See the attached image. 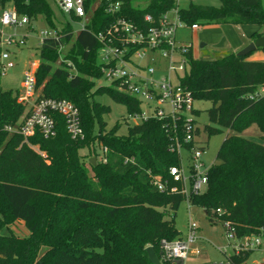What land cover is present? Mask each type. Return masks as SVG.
<instances>
[{"label":"trees","instance_id":"obj_1","mask_svg":"<svg viewBox=\"0 0 264 264\" xmlns=\"http://www.w3.org/2000/svg\"><path fill=\"white\" fill-rule=\"evenodd\" d=\"M112 1L122 4L120 16L139 25L146 15L159 18L177 10L176 0ZM136 1H146V6L136 7ZM218 1V8L191 5L177 11L187 26L264 28V0ZM7 2L30 22L42 19L47 29L57 32V38H47L39 47L37 90L45 99L74 104L85 138L73 141L64 118L56 114L55 138L44 139L37 131L29 139L45 156L38 154L21 136L4 132L5 126L19 123L25 108L14 94L0 91V264H152L148 248L162 264H172L163 259L161 242L180 239L175 218L186 199L161 192L154 181L170 185L168 171L180 165V157L171 151L174 143L165 121L129 126L126 135L119 134V125L106 128L110 108L96 96L125 106L128 118L142 111L137 99L110 87L94 91L102 78L95 36L114 20L105 11V1L86 0L89 22L78 32L71 25L78 23L75 18L57 22L54 0H2ZM62 55L64 62L58 65ZM248 57L198 61L189 52L181 78L195 102L212 104L206 136L229 133L208 172L206 191L189 202L226 233L229 225L238 240L264 237V144L239 136L256 125L264 141V63L248 62ZM183 138L180 132L181 142ZM98 147L108 149L106 162L99 160ZM84 149L88 152L81 155ZM16 223L24 225L28 236L3 234ZM252 254H233L229 264H246Z\"/></svg>","mask_w":264,"mask_h":264},{"label":"built area","instance_id":"obj_2","mask_svg":"<svg viewBox=\"0 0 264 264\" xmlns=\"http://www.w3.org/2000/svg\"><path fill=\"white\" fill-rule=\"evenodd\" d=\"M105 1V11L114 18L106 30L96 34L100 48L98 63L102 78L110 83V88L120 94L137 99L147 109V115L142 114L141 123L148 120L167 122L169 137L174 143L171 151L180 157V165L171 167L168 175L171 184L154 181L161 192L182 195L189 202L193 196L203 194L208 185V172L202 162L203 150L200 149L196 132L199 126L196 120L195 100L190 91L182 86L179 72L186 70V56L190 52L189 45H179L176 41L178 30L190 28L198 30L200 25L187 26L182 22L177 10H172L159 18L146 15L141 25L119 15L122 4ZM57 8L65 16L75 18L84 31L89 22L86 12V0H54ZM27 16L18 14L15 8L4 10L0 16V80L15 67V58L11 47L22 49L27 37H21L17 30L30 26ZM14 29L13 33L5 34L3 29ZM47 38H57L54 30L42 29L38 37L41 47ZM100 60V62H99ZM39 64H33L23 74L24 96H17V103L25 108L19 123L7 125L4 132L9 135H19L23 144L36 150L29 139L38 131L44 139H52L57 134V123L54 115H60L65 120V126L73 141H83L85 138L78 108L66 100H53L41 97L36 85V71ZM176 75V77H175ZM177 79L175 83L174 79ZM264 94V90L261 91ZM137 125V124H136ZM180 132L183 140H180ZM186 145L191 146L189 150ZM182 152H187L190 161L189 177L181 162ZM107 148L100 149L99 160L106 162ZM190 203V202H189ZM219 212V211H218ZM227 235L237 241L234 254L254 251L264 246L262 238L247 237L236 239L234 230L227 225ZM196 226L189 225L185 239L173 242L162 241L163 259L172 264H186L191 245L197 240Z\"/></svg>","mask_w":264,"mask_h":264},{"label":"rangeland","instance_id":"obj_3","mask_svg":"<svg viewBox=\"0 0 264 264\" xmlns=\"http://www.w3.org/2000/svg\"><path fill=\"white\" fill-rule=\"evenodd\" d=\"M177 10H187L191 5L193 6H207L218 8L220 3L218 0H176ZM55 13L57 22H70L69 16H63L59 9L54 4H51ZM134 6L144 8L146 1H136ZM13 3L7 2L5 4L0 0V16L3 11L13 9ZM76 32L80 30V26L77 23H71ZM44 21L38 19L36 22H31L30 26L17 30V34L21 37H27L26 45L22 49L11 47V52L15 58V67L8 75L0 80V91L11 92L14 96H24L25 90L23 86V74L25 70L29 69L33 64L40 63L38 37L42 29H47ZM60 27V26H59ZM32 28L34 30H32ZM49 30V29H48ZM5 34L13 33L14 29H3ZM191 36V31L188 28L179 30L177 37L179 41H188ZM63 61V55L58 62L60 65ZM100 62V60H99ZM182 78L185 74L184 71L178 73ZM176 77V75H175ZM177 83V79H174ZM110 87L104 78H101L96 82L94 91L99 88ZM40 92V91H39ZM95 100L104 106L110 108V114L105 117L107 123V130H111L117 125L121 127L119 134L126 135L128 127L138 125L141 123V118H128L127 108L123 105L116 104L108 96H96ZM212 107L210 102H196L195 110L199 111V116L196 117L201 136L197 138L200 147L204 149L202 154V162L205 164V169H209L211 166L217 164V154L224 142L228 132L211 137L210 139L203 132L204 126L209 124L207 111ZM142 114L147 115V109L142 106ZM232 135L234 133H231ZM239 136L256 142L258 144H264L262 133L258 126L254 125L249 129L242 132ZM33 146V145H32ZM39 152L38 154L45 156L40 151L38 146H33ZM99 150L105 147H98ZM99 150H97L99 152ZM36 152V150H33ZM88 150L81 151V155L87 154ZM181 162L185 171V175L189 177L190 161L187 152H182ZM195 225L196 228V242L191 245L190 254L186 264H229L228 258L234 254V247L237 241L228 238L223 226L219 223H211L207 218L205 212L198 206H192L187 200H185L177 211L175 218V228L179 234V238L185 239L189 225ZM14 234L20 237L28 236V231L25 229L22 223H16L11 226L10 231H3L4 235ZM264 243V238H262ZM246 264H264V246L260 249L253 251L250 259Z\"/></svg>","mask_w":264,"mask_h":264},{"label":"crops","instance_id":"obj_4","mask_svg":"<svg viewBox=\"0 0 264 264\" xmlns=\"http://www.w3.org/2000/svg\"><path fill=\"white\" fill-rule=\"evenodd\" d=\"M188 30L191 31L188 41H179L177 35L176 41L179 45H189L191 55L198 61H217L237 55L257 40L254 34L264 33V28L257 26L216 24H200L198 30ZM248 56V62L264 63V50H256Z\"/></svg>","mask_w":264,"mask_h":264},{"label":"water","instance_id":"obj_5","mask_svg":"<svg viewBox=\"0 0 264 264\" xmlns=\"http://www.w3.org/2000/svg\"><path fill=\"white\" fill-rule=\"evenodd\" d=\"M259 49H264V36L251 43L247 48L238 53L237 56L246 57ZM91 163L95 165L96 159H93ZM147 254L148 259L152 264H162L152 248L147 249Z\"/></svg>","mask_w":264,"mask_h":264}]
</instances>
